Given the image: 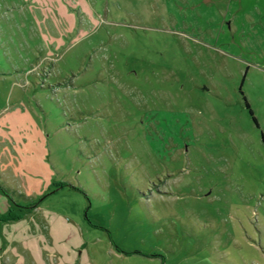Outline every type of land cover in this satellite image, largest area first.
<instances>
[{
	"label": "rangeland",
	"instance_id": "374dc122",
	"mask_svg": "<svg viewBox=\"0 0 264 264\" xmlns=\"http://www.w3.org/2000/svg\"><path fill=\"white\" fill-rule=\"evenodd\" d=\"M234 12L0 0V264H264V24Z\"/></svg>",
	"mask_w": 264,
	"mask_h": 264
},
{
	"label": "crops",
	"instance_id": "0c3cea01",
	"mask_svg": "<svg viewBox=\"0 0 264 264\" xmlns=\"http://www.w3.org/2000/svg\"><path fill=\"white\" fill-rule=\"evenodd\" d=\"M232 2L235 7V10H237V12L234 13H240L244 15L245 11H247V13L252 14V16H254L252 20L250 19L249 24L254 25L256 21H261V23L264 24V0H232ZM245 16L246 15H244V17ZM244 17H242L241 19L237 18V20L245 21Z\"/></svg>",
	"mask_w": 264,
	"mask_h": 264
}]
</instances>
